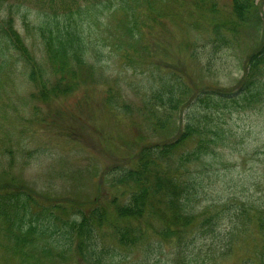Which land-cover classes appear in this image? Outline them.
<instances>
[{"label": "trees", "instance_id": "trees-1", "mask_svg": "<svg viewBox=\"0 0 264 264\" xmlns=\"http://www.w3.org/2000/svg\"><path fill=\"white\" fill-rule=\"evenodd\" d=\"M221 1H227L228 6ZM174 2L179 15L189 13L186 22L191 27L199 26L200 21L205 25L202 36L194 33L188 45L195 79L182 65L155 60L151 49L156 45H151L142 32L147 27L151 36V22L160 21L152 13L151 0H89L83 6L74 3L75 10L72 3L68 5L64 0H0V58L13 57L24 65L30 64L29 77L35 76L34 68L40 72L38 62H45L57 75L64 92L73 89L78 68L87 65V53L96 49L100 55L98 49L107 43L120 54H115L116 62L129 65L133 74L146 72L136 108L141 125H133L136 136H140L138 130L141 136L143 133L141 148L135 167L124 170L117 179L127 189L132 188L123 190V202L114 208L117 224L124 225L109 226L118 246H142L134 264H224L234 258L246 235L255 236L250 254L234 264H264L262 197L248 198L246 194L241 199L228 194L205 205L198 202L202 176L218 165V159L226 161L224 151L236 139L233 115L264 107V20L258 19L257 0ZM142 8L150 13L151 24L139 21ZM58 10L67 17L61 20ZM217 11L225 17L223 20L218 21ZM17 15L27 38L17 26ZM104 16L119 23L111 27L113 22L101 21ZM251 17L255 42L256 35H260L259 42L246 54L238 53L239 32L234 24L241 25ZM233 18L238 20L231 25ZM84 22L90 26L88 31L97 28L99 36L84 39L86 26H80ZM26 40L31 47L39 46L40 61ZM218 52L224 62L231 58L232 67L240 74L228 88L210 81ZM95 58L98 61L94 67L100 62V58ZM90 67V72L85 73L87 80L96 72ZM220 67L222 63L218 71ZM80 76L83 80L84 72ZM69 77H74L71 82ZM197 80L201 82L199 88ZM126 106L108 104L116 112L129 114ZM144 132L145 137H158V141L144 144ZM230 184L233 180L224 182L223 190H231ZM262 184V180H256L249 186L242 183V188L251 190L254 186L259 191ZM15 194L0 193V221L4 222H0V230L12 241V245L0 246L10 251L3 254L16 256L19 264H116L110 248L99 245L101 210L82 213L71 204L75 207L71 210L73 215L63 217L59 214L65 212L62 203L43 205L35 203L34 198L26 200V204L13 202ZM149 234L154 240H147ZM168 245L170 251L161 257L163 247Z\"/></svg>", "mask_w": 264, "mask_h": 264}, {"label": "rangeland", "instance_id": "rangeland-1", "mask_svg": "<svg viewBox=\"0 0 264 264\" xmlns=\"http://www.w3.org/2000/svg\"><path fill=\"white\" fill-rule=\"evenodd\" d=\"M64 1H68V5L72 3L75 10V4L83 6L89 0ZM151 1L154 6L152 13L158 15L160 21L151 22V36L147 27H143L142 32L147 35L146 39L151 41V45H156L151 49L155 60H162L161 62H166L167 65H182L195 79L194 62L188 58V45L194 39V33L202 36L205 25L200 21L199 26L191 27V24L186 22L189 20V13L178 14V5L174 2L177 0ZM189 3L190 1H187V4ZM220 3L228 6L227 1ZM257 7L258 19L263 22L264 0H257ZM56 12L60 14L61 20L67 17L62 10ZM218 13V21L223 20L225 17ZM138 15L140 22L149 23L150 13L146 9L142 8ZM253 17L255 18V15ZM253 17L241 25L234 24L233 21H237V18L230 20L231 25L234 24L235 30L239 32L238 53L246 54V51L254 49L259 42L260 35H256L255 42ZM101 21L113 22V18L107 20L104 16ZM16 23L27 38L20 25V15H17ZM118 23L114 21L111 27ZM80 26H86L83 28L84 39L99 36L97 28L88 31L87 27L90 26L86 22ZM113 40H110L111 44ZM26 41L30 51L36 55L37 61H40L39 46L31 47L28 40ZM98 54L100 55H97L96 49L87 53V65L78 68L73 89L65 92L60 87L62 83L57 75L45 62H38L40 72L34 68L35 76L29 77L30 64L24 65L13 57L0 58V193H16L12 201H23L25 204L26 200L31 198L35 199V203L41 202L43 205L62 203L65 212L59 211V214L63 217L72 216L71 210L75 207L82 213L91 212L93 209L97 212L101 210L103 223L99 227V245L110 248L116 257V264H134L133 261L141 255L142 246H118L109 226L124 225L117 224L118 218L114 208L123 202V190L132 188L128 186L127 189L117 179L124 170L135 167L138 149L141 148L143 133L141 136L138 130L140 136H136L133 125H141L136 108L140 105L142 93L139 86L140 83L141 86L146 83V72L136 71L133 74L129 65L123 61L116 62L115 54H120L112 51L108 43L105 48L98 49ZM218 55L219 52L214 58H217V64L213 61L215 71L210 81L212 84L219 83L223 87H231L240 74L238 75L232 67L231 58L224 62ZM95 57L100 58V62L94 67L98 61ZM220 63L222 67L218 71ZM90 65L96 72L87 80L85 73L90 72ZM82 72L83 80L80 76ZM73 78L69 77L67 80L71 82ZM118 79L121 80L116 81ZM195 84L199 88L201 82L197 80ZM111 102L127 105L129 114L111 109L108 107ZM233 119L236 139L231 147L224 151L226 161L218 159V165L202 176L203 187L201 186L198 197L201 205L216 202L218 198L228 194H234L241 199L246 194L248 198L264 199V107L240 112L233 115ZM141 131L146 130L142 128ZM152 138L147 135L144 144H151L159 139ZM231 180V190H223L224 182L229 183ZM256 180L263 182L259 191L254 190V186L251 190L242 188V183L249 186ZM27 206L29 209L30 204ZM47 211L48 209L44 213ZM149 239L154 240L153 235L149 234L147 240ZM254 240L255 236L246 235L241 240L242 244L234 258L224 264H234L236 260L249 255ZM2 244L12 245V241L0 230V246ZM37 247L35 250L39 248ZM169 251V245L163 247L164 253L161 257ZM4 252L10 251L0 247V264H19L16 256L3 254ZM67 260L69 261V258Z\"/></svg>", "mask_w": 264, "mask_h": 264}]
</instances>
